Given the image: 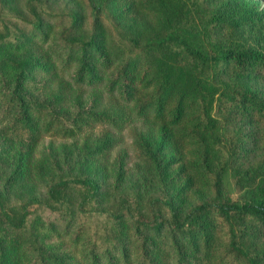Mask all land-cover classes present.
Returning a JSON list of instances; mask_svg holds the SVG:
<instances>
[{
	"label": "trees",
	"instance_id": "obj_1",
	"mask_svg": "<svg viewBox=\"0 0 264 264\" xmlns=\"http://www.w3.org/2000/svg\"><path fill=\"white\" fill-rule=\"evenodd\" d=\"M56 1L0 0V264H264V155L232 170L241 146L218 133L248 101L264 112L223 77L264 73V53L217 36L264 0ZM85 155L120 162L106 205Z\"/></svg>",
	"mask_w": 264,
	"mask_h": 264
},
{
	"label": "rangeland",
	"instance_id": "obj_2",
	"mask_svg": "<svg viewBox=\"0 0 264 264\" xmlns=\"http://www.w3.org/2000/svg\"><path fill=\"white\" fill-rule=\"evenodd\" d=\"M247 0H214L211 5L217 7L225 2H235L237 5H241ZM70 3L76 4V2L67 0H57L55 3L56 7H60L62 5L69 6ZM264 11V7H263ZM226 29H221L217 36L226 41L230 39L239 40L244 43L246 46L253 47L258 51L264 53V13L258 16L256 19L251 21L250 23H246L241 26L239 29L235 30L234 33H230ZM223 77L227 80H233L236 78L241 79L250 90H253L257 93L258 99H260L264 103V73L261 71L260 67L257 64H254L253 67L243 73L237 74L234 67L229 65L225 70ZM145 133L149 129H151L148 125L142 126ZM218 133H224L232 136L233 141H237L239 146H241V154L234 161L232 165V170L234 169H245L255 165L264 155V112L258 110L257 104L253 101L246 102V105L239 111L234 112L226 121H224L218 130ZM3 141V139H0ZM130 141V138L127 139ZM40 148V147H39ZM39 148L36 152H39ZM79 148V147H78ZM128 144L122 141V147L119 153H122L123 150H128ZM16 147L14 146L11 151L15 153ZM53 150L60 151V148L55 146ZM171 153L172 150L169 149ZM176 151V150H175ZM175 154V153H174ZM85 157V162L83 166L86 169H92L96 167L99 172V178L103 183V187L106 191V196L103 199L104 205H106L109 199L112 197L111 189L115 183V176L120 169V165L118 161L115 160V155L108 159L105 163H100V165H91L90 160ZM11 163V164H10ZM129 163V161H128ZM130 162L129 168H137V166ZM12 166V162L10 158L7 159L4 165L0 167V175L2 174V178L5 175V171L10 169ZM2 172V173H1ZM143 172L141 168H137V170H129V175L124 181V184L129 182H139L140 178L137 176ZM225 185L227 187H233L234 176L232 173H228L224 178ZM109 193H108V192ZM208 193L203 192L198 187H195L193 191L191 190L186 195L183 196L182 204L183 207H187L190 204L196 203L203 198H207ZM234 197V194H232ZM252 241L256 244L264 243V225H256L254 231L252 233ZM189 254L192 255L191 252ZM194 261H196L197 256H193Z\"/></svg>",
	"mask_w": 264,
	"mask_h": 264
}]
</instances>
